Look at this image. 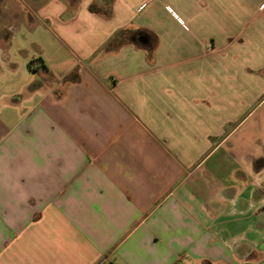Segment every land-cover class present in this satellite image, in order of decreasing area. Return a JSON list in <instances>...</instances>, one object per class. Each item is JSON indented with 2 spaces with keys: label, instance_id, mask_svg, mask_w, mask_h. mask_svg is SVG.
<instances>
[{
  "label": "crops",
  "instance_id": "obj_1",
  "mask_svg": "<svg viewBox=\"0 0 264 264\" xmlns=\"http://www.w3.org/2000/svg\"><path fill=\"white\" fill-rule=\"evenodd\" d=\"M28 1L0 264H264V0Z\"/></svg>",
  "mask_w": 264,
  "mask_h": 264
},
{
  "label": "rangeland",
  "instance_id": "obj_2",
  "mask_svg": "<svg viewBox=\"0 0 264 264\" xmlns=\"http://www.w3.org/2000/svg\"><path fill=\"white\" fill-rule=\"evenodd\" d=\"M18 14L25 17L26 23L30 16L34 17L28 0H0V89L6 92L10 84H19L18 90L25 96L20 106H30L31 93H34L42 78L33 73L29 63L37 56L43 58V55H49H46L48 50L43 43L45 36L40 31H29L24 23L14 22V15ZM11 24L15 31L8 32ZM5 32L9 37L4 36ZM12 98L16 99L15 96Z\"/></svg>",
  "mask_w": 264,
  "mask_h": 264
},
{
  "label": "trees",
  "instance_id": "obj_3",
  "mask_svg": "<svg viewBox=\"0 0 264 264\" xmlns=\"http://www.w3.org/2000/svg\"><path fill=\"white\" fill-rule=\"evenodd\" d=\"M29 66L31 67V62L29 63Z\"/></svg>",
  "mask_w": 264,
  "mask_h": 264
}]
</instances>
